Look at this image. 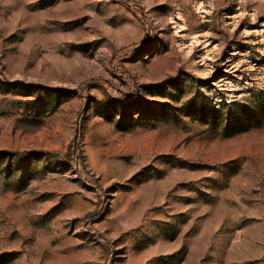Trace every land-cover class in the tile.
<instances>
[{"label":"rangeland","instance_id":"374dc122","mask_svg":"<svg viewBox=\"0 0 264 264\" xmlns=\"http://www.w3.org/2000/svg\"><path fill=\"white\" fill-rule=\"evenodd\" d=\"M0 264H264V0H0Z\"/></svg>","mask_w":264,"mask_h":264}]
</instances>
